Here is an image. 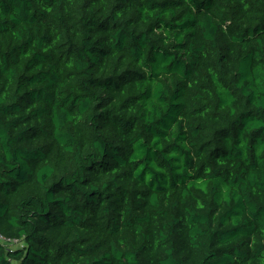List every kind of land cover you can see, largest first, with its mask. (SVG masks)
I'll use <instances>...</instances> for the list:
<instances>
[{
    "label": "trees",
    "instance_id": "obj_1",
    "mask_svg": "<svg viewBox=\"0 0 264 264\" xmlns=\"http://www.w3.org/2000/svg\"><path fill=\"white\" fill-rule=\"evenodd\" d=\"M0 264H264V0H0Z\"/></svg>",
    "mask_w": 264,
    "mask_h": 264
},
{
    "label": "built area",
    "instance_id": "obj_2",
    "mask_svg": "<svg viewBox=\"0 0 264 264\" xmlns=\"http://www.w3.org/2000/svg\"><path fill=\"white\" fill-rule=\"evenodd\" d=\"M0 240L4 243V244H12L13 242L12 241H10V240H8V239H5L4 237H2L1 235H0Z\"/></svg>",
    "mask_w": 264,
    "mask_h": 264
},
{
    "label": "rangeland",
    "instance_id": "obj_3",
    "mask_svg": "<svg viewBox=\"0 0 264 264\" xmlns=\"http://www.w3.org/2000/svg\"><path fill=\"white\" fill-rule=\"evenodd\" d=\"M17 244V243H16ZM16 244H9L11 247H16V246H19V244L18 245H16Z\"/></svg>",
    "mask_w": 264,
    "mask_h": 264
}]
</instances>
